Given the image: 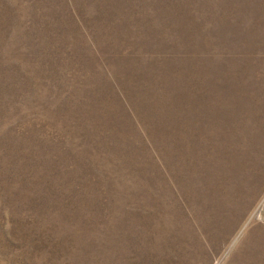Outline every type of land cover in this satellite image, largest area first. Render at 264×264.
<instances>
[{
  "label": "rangeland",
  "instance_id": "1",
  "mask_svg": "<svg viewBox=\"0 0 264 264\" xmlns=\"http://www.w3.org/2000/svg\"><path fill=\"white\" fill-rule=\"evenodd\" d=\"M0 264H264V0H0Z\"/></svg>",
  "mask_w": 264,
  "mask_h": 264
}]
</instances>
